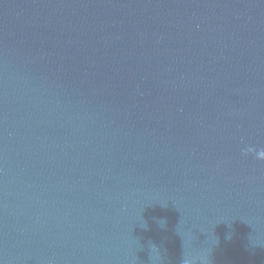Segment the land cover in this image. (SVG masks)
I'll use <instances>...</instances> for the list:
<instances>
[{"label": "water", "instance_id": "1", "mask_svg": "<svg viewBox=\"0 0 264 264\" xmlns=\"http://www.w3.org/2000/svg\"><path fill=\"white\" fill-rule=\"evenodd\" d=\"M0 264H264V0H0Z\"/></svg>", "mask_w": 264, "mask_h": 264}]
</instances>
